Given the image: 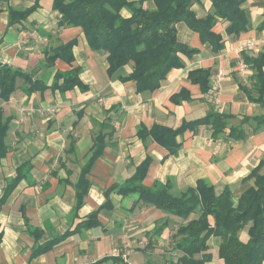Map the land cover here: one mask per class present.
I'll return each mask as SVG.
<instances>
[{
  "label": "crops",
  "instance_id": "crops-1",
  "mask_svg": "<svg viewBox=\"0 0 264 264\" xmlns=\"http://www.w3.org/2000/svg\"><path fill=\"white\" fill-rule=\"evenodd\" d=\"M145 6L156 8L152 0ZM241 7L247 31L229 35L219 20L213 31L222 36L224 47L218 51L185 22L178 23V40L197 52L183 55L184 67L172 70L156 92L139 93L134 81H123L131 65L109 73L107 52L91 50L81 28L59 26L61 14L53 9V0H0V64L35 72V79L48 87L57 71L80 67L83 83L67 92L48 88L28 95L20 82L10 100L0 104L11 121L8 154L0 158V264L176 263L181 254L172 249L171 236L181 220L120 191L147 158L151 164L142 184H170L174 194L206 180L217 194L230 187L238 200L255 185L251 173L264 175V101L256 100L255 72L245 56L264 55V1L245 0ZM192 10L198 19L205 18L213 12L212 3L199 0ZM122 15L130 13L124 9ZM250 39L260 42L257 50H242L241 43ZM71 41L75 62L58 59L54 67L47 66V58ZM198 69L209 72L207 91L189 77ZM210 113L228 117L226 132L215 138L207 124L188 129L177 137L181 146L176 153L140 133L155 124L177 129ZM233 127H241L245 137L229 136ZM100 134L106 136L105 148L90 168V188L76 209V186ZM25 164L31 167L27 177L3 200ZM94 211L99 226L83 228L81 222ZM167 220L164 232L155 235ZM30 227L42 231L39 240ZM241 238L248 240L246 231ZM56 239L51 249L32 258L34 249ZM208 244L213 255L208 264H223L220 239L212 237Z\"/></svg>",
  "mask_w": 264,
  "mask_h": 264
},
{
  "label": "trees",
  "instance_id": "trees-1",
  "mask_svg": "<svg viewBox=\"0 0 264 264\" xmlns=\"http://www.w3.org/2000/svg\"><path fill=\"white\" fill-rule=\"evenodd\" d=\"M147 1L150 0H53V9L61 14L59 26L81 28L91 50L107 52L109 73L131 65L132 72L123 78V81H134L139 93L156 92L172 70L184 67L183 55L190 56L197 52L196 49L178 40V23L185 22L193 31L199 33L203 42H209L217 51L224 47L222 36L213 31L219 20L227 24L226 31L229 35H240L247 31L248 20L241 7L245 0H210L213 12L201 19H198L192 10L193 5L199 0H152L155 2V9L147 8L145 6ZM37 6L38 3L33 8L25 10L21 13L22 17L36 10ZM124 9L129 11V17L122 15ZM260 29H264V20ZM74 45L75 42L71 41L58 47L47 58V66L54 67L58 59L73 64ZM245 61L255 72V88L259 96L256 100L263 102L264 55L255 59L245 56ZM80 73V67H73L66 72L57 71L55 83L48 87L43 81L35 79V72L25 73L0 64V104L9 101L20 88V84L28 95L48 88L63 92L73 90L75 87L81 88L83 83L79 77ZM189 77L192 82L207 91L209 85L207 70L191 71ZM60 79H63L62 84H59ZM249 95L251 96L250 92ZM201 124L211 126L213 137L220 138L228 127V117L210 113L200 120L183 122L177 129L155 124L149 131L141 129L140 133L151 136L171 153H176L181 146L177 137ZM10 125L11 121L5 118L0 108V158L8 154L7 136ZM235 133H238V139L245 137L241 127H233L229 136L233 137ZM105 139V134L99 135L92 148V157L82 169L76 186L78 198L76 209L90 188L87 175L95 160L104 151ZM150 164V158H147L137 168L126 187L120 191L125 196L132 193L143 205H152L181 220L171 236L172 249L181 256L176 263L171 264L210 263L213 255L208 242L212 237L220 239L218 255L223 264L264 263V175L254 170L249 178L255 179V185L235 200L230 187L217 194L214 185L206 180H200L196 187L188 188L179 194L172 192L170 184L155 183L147 187L142 182ZM30 168L25 164L17 169V176L7 185L3 200L12 194L23 178L27 177ZM97 215L98 211L91 213L81 222L82 227L99 226ZM170 222L167 220L160 225L155 230V235L160 236ZM29 230L37 240L42 237L39 228L30 227ZM243 231L247 232V241L241 238ZM2 234L1 232L0 243ZM59 240L34 249L32 258L48 251ZM106 260L108 259H103L97 264H102Z\"/></svg>",
  "mask_w": 264,
  "mask_h": 264
},
{
  "label": "built area",
  "instance_id": "built-area-1",
  "mask_svg": "<svg viewBox=\"0 0 264 264\" xmlns=\"http://www.w3.org/2000/svg\"><path fill=\"white\" fill-rule=\"evenodd\" d=\"M259 43H260L259 41L253 39L246 40L241 43L240 48L244 51H256ZM241 69L242 71H247L248 66L245 63H241ZM214 86L215 88H218L219 87L218 82H215Z\"/></svg>",
  "mask_w": 264,
  "mask_h": 264
},
{
  "label": "rangeland",
  "instance_id": "rangeland-1",
  "mask_svg": "<svg viewBox=\"0 0 264 264\" xmlns=\"http://www.w3.org/2000/svg\"><path fill=\"white\" fill-rule=\"evenodd\" d=\"M158 262V261H157ZM160 262V261H159ZM159 264H162V263H159Z\"/></svg>",
  "mask_w": 264,
  "mask_h": 264
}]
</instances>
